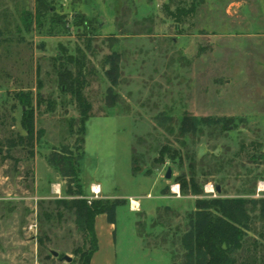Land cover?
Masks as SVG:
<instances>
[{
	"label": "rangeland",
	"instance_id": "rangeland-1",
	"mask_svg": "<svg viewBox=\"0 0 264 264\" xmlns=\"http://www.w3.org/2000/svg\"><path fill=\"white\" fill-rule=\"evenodd\" d=\"M48 1L66 23L60 33L49 34V20L36 24L37 0H0V264L78 262L89 238L60 201L103 194L141 204L115 208L116 264H181L198 198L264 199V0ZM81 17L89 29L76 24ZM79 49L92 105L84 133L80 106L59 78ZM20 91L33 93V147L12 146L27 135ZM187 116L235 122L182 135ZM164 146L172 152L160 162ZM63 147L78 159L83 196L50 161ZM193 169L203 193L184 194L178 177ZM252 215L247 244L257 240L263 254L264 220L259 209Z\"/></svg>",
	"mask_w": 264,
	"mask_h": 264
},
{
	"label": "trees",
	"instance_id": "trees-1",
	"mask_svg": "<svg viewBox=\"0 0 264 264\" xmlns=\"http://www.w3.org/2000/svg\"><path fill=\"white\" fill-rule=\"evenodd\" d=\"M50 7L48 0H37V6L34 13V20L41 28L45 26L46 20H49V34H56L65 30L66 23L63 16L59 15ZM55 10V9H54ZM187 10L178 9L177 15L187 14ZM27 16H30L27 14ZM32 21L28 24H31ZM76 24L85 26L89 29L90 24L84 17L78 19ZM56 26L60 27L56 29ZM91 40H88L90 45ZM87 45V46H88ZM80 55H69L64 62H61L59 69V78L61 87L65 91H70L77 100L81 111V130L85 132V124L90 117L92 105L87 100L84 89L87 85V79L84 73L86 54L79 49ZM74 64L76 71L68 68L67 64ZM117 72L114 67L111 73ZM113 83H117V77L114 76ZM18 98L23 105L22 127L26 131V136H19V142H13L15 145H28L33 147L37 132L35 126V107L33 104V93H18ZM235 122V118H197L187 116L182 120L179 132L182 135L187 133H196L202 124L220 125L223 129H228L229 125ZM84 142V137L81 139ZM172 150L164 146L161 148L160 162H164L166 156L170 155ZM174 153L176 151H173ZM173 153V154H174ZM191 167L194 168V160L191 158ZM50 161L59 172L69 179L70 186L77 185L79 195L83 196V189L80 183V166L78 159L73 156V152L68 147L54 152ZM139 158L136 150L132 153V171L134 174L140 172L138 165ZM146 174H151L147 171ZM181 190L184 194L192 193L198 195L203 193L202 186L198 183L196 173L193 169L189 179L178 177ZM71 190V187H69ZM62 204L75 210L76 223L79 229L85 232L89 238L87 247L78 248L76 253L80 255L79 261H70L67 264H91L95 252L99 248L98 237L95 229V218L97 215L105 213L111 222H115V208L119 200L99 198L90 203L88 199L60 201ZM196 210L190 217L191 228L182 236V246L185 249L184 260L181 264H264L263 254L260 252V243L253 241V245L248 246L250 232L253 230V215L259 209V218L264 220V199H245V198H198L196 200ZM246 250L247 255L240 259L237 254ZM65 255L60 256L64 259ZM173 264H178L174 262Z\"/></svg>",
	"mask_w": 264,
	"mask_h": 264
},
{
	"label": "crops",
	"instance_id": "crops-1",
	"mask_svg": "<svg viewBox=\"0 0 264 264\" xmlns=\"http://www.w3.org/2000/svg\"><path fill=\"white\" fill-rule=\"evenodd\" d=\"M94 184H99V183H92L91 191L93 193H98V192L93 191V185ZM99 186H100V192L99 193H102L101 184H99ZM113 197H116V196H108V195L103 194V198H105V199L119 200V201H123L122 203H125V204H127L128 202L130 204V203H132V200L135 199L132 196H130L128 200L126 198H123L120 196H117V198H113ZM137 206H141L140 202H139V205H137ZM95 229H96V233H97V237H98L99 248L95 252V254L93 255L92 260H91V264H116V262H115L117 260V252H116L117 224H116V220H115V222H111V221H109L107 214H105V213L99 214L95 218ZM104 229L106 230V233L103 234L105 236V242H104L105 247L104 248L106 249V252H104L103 258H101L102 248H103L102 239H101V231H104ZM97 258L99 259V261H97Z\"/></svg>",
	"mask_w": 264,
	"mask_h": 264
},
{
	"label": "water",
	"instance_id": "water-1",
	"mask_svg": "<svg viewBox=\"0 0 264 264\" xmlns=\"http://www.w3.org/2000/svg\"><path fill=\"white\" fill-rule=\"evenodd\" d=\"M172 176H173L172 167L169 166V167L167 168V171H166V174H165V178H166V179H171ZM218 190H219V187H218ZM53 254H54L55 256H58L59 253L56 252V251H53ZM64 259H66L68 262L71 261V258H70L69 256H67V255H65Z\"/></svg>",
	"mask_w": 264,
	"mask_h": 264
},
{
	"label": "bare ground",
	"instance_id": "bare-ground-1",
	"mask_svg": "<svg viewBox=\"0 0 264 264\" xmlns=\"http://www.w3.org/2000/svg\"><path fill=\"white\" fill-rule=\"evenodd\" d=\"M93 191L98 192V193L100 192L99 184H94L93 185ZM132 204H133V208L135 209V208H137V205H139V202H138V200L133 199L132 200Z\"/></svg>",
	"mask_w": 264,
	"mask_h": 264
},
{
	"label": "built area",
	"instance_id": "built-area-1",
	"mask_svg": "<svg viewBox=\"0 0 264 264\" xmlns=\"http://www.w3.org/2000/svg\"><path fill=\"white\" fill-rule=\"evenodd\" d=\"M91 201H92V198H89V199H88V202L90 203Z\"/></svg>",
	"mask_w": 264,
	"mask_h": 264
}]
</instances>
